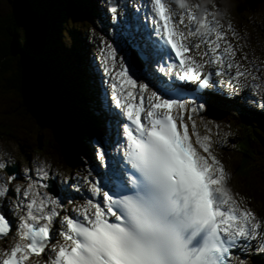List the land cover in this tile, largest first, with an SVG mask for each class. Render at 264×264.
Masks as SVG:
<instances>
[{
  "label": "snow or ice",
  "instance_id": "obj_1",
  "mask_svg": "<svg viewBox=\"0 0 264 264\" xmlns=\"http://www.w3.org/2000/svg\"><path fill=\"white\" fill-rule=\"evenodd\" d=\"M108 5L112 19H119L116 0ZM148 7L145 19L158 39L139 46L138 55L156 64L145 72L149 82L101 40L110 98L126 121L116 133L121 159L109 183L102 186L89 171L79 178L83 184L69 186L86 188L91 198L68 201L69 209L40 191L49 188L43 182L50 178L47 162L36 166L37 180L28 169L27 186L11 187L17 176L5 170L13 161L0 159V200L10 190L22 198L13 213L17 224L0 211V242L8 244L0 248V264H248L237 253L264 254V218L232 191L209 122L206 134L198 127L206 104L169 97L149 79L158 73L197 90L224 88L230 98L244 90L264 96V67L244 51V37L231 20L217 19L213 9L194 0H149ZM160 44L174 54L173 63L160 61ZM258 106L264 109V102ZM215 128L219 136L220 125ZM95 149L107 167L105 147L97 142Z\"/></svg>",
  "mask_w": 264,
  "mask_h": 264
},
{
  "label": "rangeland",
  "instance_id": "obj_2",
  "mask_svg": "<svg viewBox=\"0 0 264 264\" xmlns=\"http://www.w3.org/2000/svg\"><path fill=\"white\" fill-rule=\"evenodd\" d=\"M28 1H29L30 4H31V2H33V0H28ZM62 1L65 2L64 0H62ZM95 1H96V5L95 6L93 5V8L98 9V11H103V8L107 4H102L103 0H95ZM220 1H222L223 3H225L224 6L226 8H228V9H230L231 11L234 9V7H233L234 6V3L231 5V3L233 2V0H220ZM244 1L245 0H241V2H237V3L238 4H241ZM252 1L253 2H257V3H262L263 4V8H259V6H256L255 4L244 3V6L246 7V9L244 7L242 9L240 7L243 10V13H241V18H239V16H238V19H237V22H236V27H242V28H245L246 29L245 31H243V33H240V34L243 37H247V39H249V41L247 42V44L250 43V45H251V37L253 38V36L251 35V33H250L251 36L248 33H246L247 30H248L247 27H248L249 23L251 25L253 23H256V26L255 27H254V25L251 26V30H253V29L255 30L254 31V39H255V41H259L260 42L259 43L260 44V48L262 50H264V14L263 15L261 14L262 12H264V0H252ZM17 2H18V0H0V14H2L4 16L7 15V14H13V16H15L13 12L15 11V9L18 10ZM42 2H45V1L42 0ZM69 2L71 4L76 3L81 8H82V4H83V6H87L90 9V7H91L90 3H92V0H77V1H75V0H69L66 3H69ZM127 5H128V7L130 8V11H131V5H129V3ZM67 6L70 7L69 5H67ZM203 6H206V4H205L204 1H203ZM75 8H77V6ZM137 8H139V7L137 6ZM30 9H31V7H30ZM83 9L86 10L87 8H83ZM70 10H71V13H74V12L76 13V11L73 10L72 8H70L69 10H66L67 12L64 13L65 14L64 18H63V15H61L62 13L61 14L59 13V16L61 17V19H63L60 22L63 23L62 26L65 27L64 30H66V28H68V25H67L68 24L67 23L68 22V18H67V16H68ZM62 12H64V11L62 10ZM226 12H227V9H226ZM228 12H229V10H228ZM26 13H28L29 16H30V14H32L29 11L26 12ZM52 14H53V16H51V19H52L51 20V24H52V26H50L51 27V30H52V28H54V27L57 26L56 24H58V19H59V18L57 19L58 14H55V16H54V12L53 11H52ZM253 16H256V17H253ZM71 18H73V17H71ZM106 18H109L110 19V17L109 16H106L104 18V23L106 25H108L107 22L105 21ZM98 19H99V17H98ZM53 21L55 23L54 24L55 26L53 25ZM88 21H90L91 24L93 22L92 19L89 20V19L86 18V21L85 22H88ZM0 22H2L1 23L2 25L3 24L4 25H7L6 22H3L1 18H0ZM64 22L66 24H64ZM71 22L74 23V21L72 19H71ZM29 25H32V22H30ZM84 27H85V30H86L85 32L86 33L93 32V31H90L89 30V28H88L89 26L84 25ZM43 28L45 29V26L40 27L38 29L37 28H34V30H37L36 33L39 32L38 39L41 40L40 41V44H42L43 47L44 46H49V47L50 46H53L55 48H53L52 50L55 51V53L60 52V50H59L60 44H59V41H57L58 38L61 40V48H62V50L65 49V47H64L65 44H66V46L69 45V46L72 47V45L69 44V43H70V39H73V37H69L65 33V31H64V33H61L63 35H61V36L59 35L58 37L56 35L51 34L52 36H55L56 37V40L53 39V41H51L50 40V37H51L50 36V33L49 34L48 33H45L46 29L44 31ZM15 29H17V28H15ZM8 30H9V34L11 36H9V38L6 37V39H8L9 43H11L12 42L11 40L14 39L13 42L15 41V44H16V39H15V35H14V32L15 31L10 30V29H8ZM78 32L80 33L79 34L80 35L79 37H81L82 40H87L86 36L84 35L85 33L82 34L81 30H79V29H78ZM44 34L45 35L48 34V36L46 35V37H44ZM70 35L73 36L72 33H71V31H70ZM34 37H35V35H34ZM24 38L26 40L29 39L28 42L31 43L32 45H35V47H37V45L35 44V41H33L32 38H29V37L27 38L26 36H24ZM17 47H18V45H17ZM43 47L40 46V48H42V49H43ZM86 47L90 49V46H87L86 45ZM68 49H70V48L68 47ZM45 52H46V50H45ZM76 58H77V56H76ZM78 58L80 59V56H78ZM250 58H251L252 61H254L256 64H258L260 66L264 64V62H262L260 59H257L254 55H251ZM22 62H25V63L28 64V68L32 72L33 77L34 78H37L39 80L38 81L39 85L36 86L35 92H34L32 90V88H31V86H30V84H31V82H33V80L31 81L30 79L29 80L27 79L26 82L28 81L29 83L26 84V82H23V86H22V88H21L20 91H17V92L16 91H8V92H6V91L0 90V118H1L0 119V146H2L0 151L1 152H4L5 154H6V148H8V151L9 152H10V150L15 151V155L12 154V152L9 153L10 154L9 158L10 157L11 158L15 157L16 159H14L13 161L17 160L19 163H21V165L26 166V165L34 162L35 160H39V158L41 157V155L42 156H46L48 154L50 143H49V141H48L47 138L50 135V133H48V130H46V132H45V138H40L37 135H34L33 133L35 131H40L39 130V127L36 128L35 125H34V123L31 122L30 116L25 115L24 113H22L20 111V109H21L20 104H22V101L24 103H26V101H27V102H29V104L31 103V106H33L32 104H36L38 100H42L43 99L42 96L49 97V95H51L54 90H56V92H59V90H61L62 88L65 87V85H62L63 86L62 87L60 85V82L62 84H66V81L67 80L69 81V79H68L69 77L66 76L65 81L63 83V78L65 76H63V74H62L61 75L62 77H61L60 76V72L67 74L70 71H69V69H66L65 67L63 68L61 66V63H59L60 60L58 59V57H55V55L53 57H51V59L49 61H47V64H51L50 65L51 66V75H53L54 77H50V79L52 81H54L56 84L49 83L48 88L46 89V87L43 86V84L41 83V81L39 79L40 75L43 76V77L45 76L44 74L41 73L40 68L38 69V66H36V64H33L32 61L28 57H26V56H25L24 61H22ZM60 66L62 67L61 69H59ZM72 66H73V64H72ZM17 67H19V65ZM73 68H74V66H73ZM48 71L49 70H47V72ZM74 71H72V73H74ZM42 72H43V70H42ZM77 73L78 74H81L80 71L78 70V72H76V76L79 77V75ZM82 73H84L85 76H89L88 74H86L85 70ZM32 74H29L28 77L32 78ZM58 78H60V82L59 83H58V81H59ZM42 80H43V78H42ZM46 80H47V78H46ZM47 82H50V80H47ZM83 82H85V81H83ZM83 86H85V83L83 84ZM68 87L70 88V90L72 92H74V94H77V95L78 94L79 95L82 94L81 91H80V87L79 86H77V85L76 86L70 85ZM101 87H103V86L101 85ZM96 88H97V83L95 81L94 89L96 90ZM67 92L70 94V92L68 90H67ZM79 95H78V97H79ZM94 95L95 96L91 97L92 104L94 103L93 107L97 105L96 101L98 100L97 92H95ZM22 96L24 98L23 100H21L22 99ZM62 96L65 97L64 94H62ZM70 96H71V94H70ZM46 102L49 103V100L47 98H46ZM73 103H74V101H73ZM60 108L62 110V107L61 106H60ZM89 108H90V105H89ZM240 110L241 109H235V110H233L231 112L232 113V116L231 117H232L233 120L237 119V117H241V118H244L245 117L243 114H239V111ZM67 111H69V110H67ZM1 112H3V113L8 112V113H6L7 115H3ZM9 115H10V117H8ZM47 115H49V114L47 113ZM246 116H248V117H250L252 119V118H255L257 115L255 113H253V112H250V115L247 114ZM8 119L9 120H13L14 122L9 121ZM225 121L228 122V120H225ZM2 124L5 127L6 126L9 127V128L6 127L7 132H3ZM231 128L234 131V129H233L232 126H231ZM16 145H17V147H16ZM36 145L38 146V150H39V152L41 154L40 153L39 154H36L35 153V151L37 149ZM57 146H58V144H57ZM10 147L12 149H9ZM53 148H52V151H53ZM42 151H46V152L43 153ZM74 154H75V151H72V155L71 156H74ZM232 175H233V173H232ZM235 178H237V177H235ZM255 189H257V187H255ZM263 199H264V197H263ZM260 200H261V198H260ZM261 201L264 203V200H261ZM259 213L263 216V213L262 212H259ZM249 264H250V262H249ZM258 264H264V261L259 262Z\"/></svg>",
  "mask_w": 264,
  "mask_h": 264
},
{
  "label": "bare ground",
  "instance_id": "obj_3",
  "mask_svg": "<svg viewBox=\"0 0 264 264\" xmlns=\"http://www.w3.org/2000/svg\"><path fill=\"white\" fill-rule=\"evenodd\" d=\"M75 1H77V0H75ZM145 0H141V3L140 4H135V3H132V2H129V5H131V11H129V13L128 14H131V15H133L134 17H132V18H135L136 16L138 17L137 18V21H138V23L140 22V24H141V22H144V21H146V19H145V17L144 16H142L141 14L139 15L138 14V11H141V13L142 14H144V12L146 11V10H149V7H148V3H147V1H145ZM194 1H196V2H198V3H201V5L203 6V1L204 0H194ZM79 2V1H78ZM237 2H241V0H237ZM73 3V2H72ZM74 4V3H73ZM102 4H107L108 5V3H107V1L106 0H103V2H102ZM206 4V3H205ZM128 6V5H127ZM137 6L139 7V8H137ZM80 7V6H79ZM83 7H85V8H87L86 10H89V8L87 7V6H83L82 5V8H81V10H82V16L84 15V12H83ZM136 7V8H135ZM203 7H207V8H209V6L206 4V6H203ZM210 9V8H209ZM74 10V9H73ZM108 10V9H107ZM108 12V11H107ZM80 13V12H79ZM140 13V12H139ZM73 16H72V15ZM79 14L78 13H71V10H70V12H69V16H68V25H73L72 24V22H71V17H76V16H78ZM222 17H226V18H228V19H230L231 20V22H232V24H233V26L234 27H236V22H237V19H238V15H237V13H230V12H228V10H227V12H226V9H225V11L223 12V13H217V19H221V16ZM99 17V16H98ZM98 17H96L97 18V20H98ZM120 17H122V16H120ZM87 19H89L88 17H86ZM100 18V17H99ZM90 20V19H89ZM92 21L94 22V19H92ZM106 22H107V24L108 25H106L107 26V28H106V30L105 31H103V32H107L108 31V34H110L111 32V30L113 31L111 34H113V35H115V33H114V31H116L117 29V27H116V25L114 24V23H112L111 22V20L109 19V18H106V20H105ZM223 22H224V20H222ZM51 22V21H50ZM55 23H54V21H53V25H54ZM57 26V28L56 27H54V28H52V33H53V31H54V29H56V31H55V33H53V35H56L57 37L60 35H63V34H61V33H64V29H65V27L64 26H62L63 25V23L62 22H60L59 20H58V24H56ZM77 25H80V23H78ZM110 25V26H109ZM254 25V24H253ZM253 25H251V26H253ZM135 25H133L132 27H134ZM138 26L140 27V25L138 24ZM82 27H84V25L82 26ZM85 28V27H84ZM44 29V28H43ZM58 29V30H57ZM108 29H111V30H108ZM128 29H130V30H134L133 31V34H131L128 38H131L132 40H136V38H137V40H136V42H135V44H133V45H130V43L127 45L125 42H120V41H118V40H116V41H114L113 43L115 44V45H117V46H119V48H121V49H124L125 48V46L127 45V47H132V48H136V49H138V47H139V43H140V40L138 39V37L137 36H140V30L138 31L139 33L137 34V32L135 31V29L134 28H128ZM44 31H45V29H44ZM66 32H67V34L68 35H70V29L69 28H66ZM92 33V34H91ZM91 33H89V34H84L85 36H86V38H87V41H89V43L92 45V46H94V44H95V40L98 38L97 36H99L101 33H102V31H101V29L100 28H98V30L97 31H93V32H91ZM116 34H117V32H116ZM134 34L136 35V38H134ZM66 37V36H65ZM64 37V38H65ZM101 37H103L104 38V41H106L107 43H110V42H112L109 38H106V37H104V36H101ZM117 37L118 38H120L118 35H117ZM54 38H55V40H56V37L54 36ZM79 38H81V37H79ZM111 38V37H110ZM82 39V38H81ZM245 39L247 40V41H249V39H247V37H245ZM57 41H60L61 42V40L58 38L57 39ZM72 46H73V49H74V44H72V43H70ZM96 44H98V45H101V41L100 42H97ZM69 46V45H68ZM79 45H76V47H78ZM82 46V45H81ZM131 48V49H132ZM48 50V49H47ZM54 54H55V57H58V59L60 60V62L59 63H61V66L65 63L67 66H68V68H69V71H74V73L75 72H78V70H76V69H74L73 68V66H72V64H70L71 62H70V59H69V56L68 55H71V53H69L68 55L64 52L63 54L61 53V52H57V53H55V51H51L50 53H49V56H54ZM77 54H79V53H77ZM138 55V50H137V52H135V55L134 56H136L137 57V59H138V63L135 65V66H131V69L132 70H134V68H136L137 70H139V71H141V73L142 72H146V70L147 71H149V72H151L152 71V69L153 68H155L156 67V64H155V62L153 61L152 63H151V65L149 66V65H147L146 64V62L144 61V59L142 58V57H138L137 56ZM167 56H168V54H166ZM127 56L129 57V55L127 54ZM83 57V56H82ZM68 60V61H67ZM84 61V60H83ZM55 62V61H54ZM85 62V61H84ZM139 63H143V64H145L146 66H143V65H141V64H139ZM60 66V68L59 69H61L62 67ZM262 67H264V64H263V66ZM66 68V67H65ZM85 69V72H86V74H88V72L90 71V70H92L91 69V67L89 66V65H87L86 67H84ZM74 73H72V74H74ZM95 73L99 76L100 75V69L98 68V69H95ZM63 74V76H66V73H61L60 72V76ZM145 74V73H144ZM59 76V77H60ZM90 76H91V72H90ZM101 76V75H100ZM54 77V76H53ZM57 77V76H56ZM161 77V75L160 74H158V73H153V75L152 76H150V78H152V79H150L151 80V83H152V81H155V79H157V78H160ZM65 78V77H64ZM60 79V78H59ZM141 82H145V83H147V82H149V80H146V79H144V75H141ZM163 79V78H162ZM62 81V80H61ZM161 82H162V80H160ZM94 83H95V81H94ZM63 85V84H62ZM66 86V85H65ZM103 87H105V83L102 85ZM101 87V85L100 86H98L97 85V89H99ZM196 88L194 87V93H196ZM39 91V90H38ZM65 92H61V94H64L65 95V97L64 98H66L65 100H62V101H64V103H66V104H64V106H63V104H61L60 103V105L62 106V110L59 112V117H61L64 113H65V111L66 110H69L71 107H70V103L72 104V105H74V103H73V100L71 99V100H68L67 98H68V95H69V93L67 92V90H64ZM47 93V92H46ZM50 93V92H49ZM60 93V92H59ZM206 93L209 95V94H211V92L209 93V91L207 90L206 91ZM36 94V93H35ZM40 94V93H39ZM41 95V94H40ZM49 95V94H48ZM67 95V96H66ZM39 97V96H38ZM97 97H98V100L100 99V97H102V95H101V90H99V91H97ZM103 97H106V93L105 92H103ZM35 98V97H34ZM37 98V97H36ZM42 98H43V96H42ZM49 98L51 99L52 98V96L51 95H49ZM206 98V97H205ZM204 98V99H205ZM43 100H45V98H43L42 100H38L37 102H39V104L41 105V106H43V109H45L46 108V106H44V105H42L41 103H40V101H43ZM49 100V99H48ZM98 100L96 101V103H99L98 102ZM238 100H239V98L238 97H235L234 98V100H231L230 102H231V104L232 105H230V104H227V105H224L220 100H218L213 94L211 95V97H210V99H209V101H208V105H207V109H208V111H207V114H209L210 116H212L213 118H215L216 120H218L220 123H222V124H226V125H229V126H232V127H235V126H237V127H241V124L242 123H245L246 125H250V126H245L244 127V130H253L255 133H256V135H257V137L259 138V139H263V140H258V142L260 143V147H261V149L259 148V149H256V150H250V151H247V149L246 148H243V151H241V150H238V155H240V156H243L244 157V159H245V164L242 166V168H243V172H244V176H245V179H246V186H245V184L242 186V185H238V187H234L233 189L235 190V191H237L238 192V194L240 195V197H244L245 198V200H246V197H245V192L247 191L250 195L252 194L253 196H254V198H258V199H260L259 197H257L256 195H255V193H254V191L256 190L255 188L254 189H252V190H250V189H247V188H249V187H257L258 188V184H257V182H256V180H254V178L253 179H251L250 177H249V175H248V172H249V170H251L252 169V166H251V164H248V163H246V161H248V159H249V157L250 156H255V157H264V132L262 131V132H259L256 128H252V126H251V124H255V121L253 120V119H251L250 117H247V116H245L244 118H241V117H237V119H235V120H233L232 119V111L233 110H235V109H241L240 107V103H237L238 102ZM250 102V101H249ZM34 103V102H33ZM36 105H37V103H36ZM104 106V105H103ZM34 107V106H33ZM37 107V106H36ZM94 107H96V106H94ZM105 108H107V107H105ZM227 108V110H225ZM105 110V109H104ZM108 114L110 113V110L109 111H107V110H105ZM44 112H46V114L49 112V109H45L44 110ZM250 112H253V113H255L253 110H250ZM264 112V111H263ZM41 113H43V112H41ZM40 115V114H39ZM43 115V114H42ZM26 117V116H25ZM39 119V118H38ZM225 120H228V122H226ZM38 121V120H37ZM45 121V120H44ZM53 121V120H52ZM57 121L56 120H54L53 122H52V124H55ZM39 123V122H38ZM244 124V125H245ZM49 125V124H48ZM53 126L54 125H51V128L49 127V128H46L45 130H43V132L45 133L46 132V130H48V133H50V135L48 136V141H49V143H50V141H52L53 140V137H52V135L53 134H55V135H57L56 134V131H57V133H58V137H62L63 136V133H62V131H59V129L60 128H58V129H56L55 127L56 126H58V124L57 125H55V127H54V131H53ZM42 127V126H41ZM32 128V127H31ZM39 130H41V128H39ZM63 130V129H62ZM51 131V132H50ZM51 139V140H50ZM108 139L109 140H111V138L110 137H108ZM248 139H250V141H251V143H252V147H255L256 145L254 144V140H253V138H252V135H248ZM246 137L245 136H242L241 138H240V142L241 143H245L246 142ZM1 147L2 146H0V150H1ZM16 147H17V145H16ZM54 146L53 145H51V143H50V146H49V151H48V154H47V156L49 157L50 156V154H51V152H53L52 151V148H53ZM9 149H12L11 147L9 148ZM59 150V145L57 146V143L55 144V152L54 153H57V151ZM12 152V154H15V151H13V150H10V152L8 151V148H6V154L3 156V155H0V159H3V160H8L9 159V156H10V154L9 153H11ZM77 151H75V154H74V156H70L68 159H66V160H71V159H73V157H78L79 155L76 153ZM0 153H1V151H0ZM80 154V153H79ZM81 155V154H80ZM56 156L57 157H60L61 155L60 154H56ZM14 158L15 157H13V158H11L10 157V159L13 161L14 160ZM41 158H42V155H41ZM42 161L43 160H45V156H43V158L41 159ZM239 160H240V157H239ZM14 162V161H13ZM257 166H262L263 165V162H261V163H258V164H256ZM234 171H235V173L237 172V171H239V170H236V169H234ZM6 172H8L7 171V169L5 170V173ZM245 174H247V175H245ZM31 176H32V179H34V181L35 180H37L38 179V177L36 176V173L35 172H31ZM65 176H63L62 178H61V181H64V180H67L68 178H64ZM17 184H19L20 185V182H21V179H22V177H20L19 178V176L17 177ZM43 182H45V181H43ZM59 184V188H63V187H66L63 183H58ZM243 184V183H242ZM245 188H246V191H245ZM40 191L41 192H44V191H46V189H43V188H41L40 189ZM264 191V190H263ZM263 191L261 190V192H262V196L264 197V193H263ZM63 195H66V192L65 191H63ZM63 198H65L66 199V196H63ZM21 199V197H17V195L15 194V192L14 191H9V193H8V195L6 196V197H4V200L2 199V200H0V211H3L4 212V214L6 215V217L7 218H9L10 219V221L12 222V224L13 225H15V224H17L18 223V220H17V218H16V216L13 214L14 213V211H18V210H16L15 209V205L19 202V200ZM264 200V199H263ZM259 261L260 262H262V261H264V257H261L260 259H259Z\"/></svg>",
  "mask_w": 264,
  "mask_h": 264
},
{
  "label": "trees",
  "instance_id": "obj_4",
  "mask_svg": "<svg viewBox=\"0 0 264 264\" xmlns=\"http://www.w3.org/2000/svg\"><path fill=\"white\" fill-rule=\"evenodd\" d=\"M44 1L45 2H42V0L41 1L40 0H33V2H31V4H30L28 0H18V2H17L18 10L15 9V11L13 12L15 16H13V14H7L5 16L0 14V18L2 19V21L6 22V24H7V25H4V24L2 25L1 24L2 22H0V90H2V91H6V92H8V91H16V92L20 91L22 86H23V82H26V80L29 79L28 76H29V74H32V72L29 70L28 64L25 62H22V61H24L25 56L28 57L32 61L33 64H36V66H38V69L40 68L41 73L45 75L44 77L40 75L39 79H40L41 83L43 84V86L46 87V89L48 88L49 83L56 84L54 81H52L50 79V77H53V75H51V66H50L51 64H47V61H49L51 59V57L49 56V53L51 51H53L52 49L55 47L44 46L43 49L40 48L39 45H40L41 40L38 39L39 32L36 33L37 30H34V28L38 29L40 27L45 26V29H46L45 33H48V34L50 33V36H51L50 40L51 41H53V39L55 40L54 36H52L51 34L55 33L56 29H54V31L52 33L51 32L52 30L50 27V26H52V24L50 22L52 20L51 16H53L52 11L54 12V16H55V14H58L57 19L59 18L58 20L61 21L63 19H61V17L59 16V13L60 14L62 13L61 15H63V18H64V16H65L64 13L67 12L66 10H69L71 7H68L67 3H66L69 0H64L65 2H63L62 0H44ZM30 7H31V9H30ZM62 10L64 12H62ZM28 11L30 13H32L33 15L30 14V16H29V14L26 13ZM68 16H69V14H68ZM68 16H67V18H68ZM30 22H32V25H29ZM15 28H17V29H15ZM8 29L15 31L14 35H15V39H16V44H15V41L13 42L14 39L11 40L12 41L11 43H9L8 39H6V37L9 38V36H11L9 34ZM48 34H46V35L48 36ZM34 35H35V37H34ZM46 35L44 34V37H46ZM24 36H26L27 38L28 37L32 38V40L35 41V44L37 45V47H35V45H32L31 43H29L28 42L29 39L26 40L24 38ZM17 45H18V47H17ZM45 50H46V52H45ZM18 65H19V67H17ZM62 67H63V65H62ZM42 70H43V72H42ZM47 70H49V71L47 72ZM42 78H43V80H42ZM46 78H47V80H50V82H47ZM33 79L34 78L32 77L31 81ZM58 80H59L58 81V83H59L60 79L58 78ZM64 81H65V78H63V83H64ZM33 85L35 87L38 86L39 85L38 81L33 80V82H31L30 86L32 87ZM60 85L62 86L61 82H60ZM62 91L65 92L64 88L59 90L60 93L58 92V96L59 95L62 96V94H61ZM62 98H63V100L66 99L63 96H62ZM23 99L24 98L22 96L21 100H23ZM67 99L68 100L72 99L70 94L68 95ZM59 103L66 104V103H64V101H61ZM32 105L38 109L40 107H42L39 104V102H37V105L36 104H32ZM20 106H21L20 111L22 113H24L25 115L30 116L31 122L38 124L39 128H41V130H45L46 128H49V127L51 128V125H48L47 121L45 120V116H44V114H46V112H44L45 109L41 110V112H43V113H39L40 117L38 116L39 119L37 121L33 116V114H35V112H33V109L30 107L31 103L29 104V102L26 101V103L24 104V102L22 101V104H20ZM48 109H49L48 114L49 115L53 114L51 112L52 109L51 108H48ZM53 121H51V123ZM56 134L58 136L57 131H56ZM252 149L256 150L257 148L252 147ZM255 156H251V157L254 159H258V157H255Z\"/></svg>",
  "mask_w": 264,
  "mask_h": 264
},
{
  "label": "water",
  "instance_id": "obj_5",
  "mask_svg": "<svg viewBox=\"0 0 264 264\" xmlns=\"http://www.w3.org/2000/svg\"><path fill=\"white\" fill-rule=\"evenodd\" d=\"M40 46L43 47L42 44H40ZM32 77H33V74H32ZM33 78H34V77H33ZM29 79L31 80L30 77H29ZM29 79H28V80H29ZM33 80H35V81H39L37 78H34ZM28 83H29V82L27 81L26 84H28ZM31 88H32V90L35 92V88H36V87L33 85ZM51 96H52L51 99H50L49 97L43 96V98H45V100L40 101V103H41L42 105L46 106L45 109H48V108H51V109H52L51 112H52L53 114H51V115L44 114V116H45V120L47 121V124H49V125H54V126H53V131H54V127H55V125H57V124H58V126H56L55 128H56V129L60 128L59 131H62V129H63V128H66L67 125H68L67 122H66L64 119H62L61 117H59V111H61L60 103H59V102H61V101L63 100V98H62L61 95L58 96V92H56V90H54V91L52 92ZM46 98L49 99V103L46 102ZM58 100H59V101H58ZM24 104H25V103H24ZM35 106H36V105H35ZM63 106H64V104H63ZM30 107L33 109V112H35V114H33L34 118H35L36 120H38V116L40 117L39 113H41V110L43 109V106L40 107L39 109H38V108H35V107H33V106H30ZM33 116H32V117H33ZM52 120H56L57 122H56L55 124H52V123H51ZM54 136L56 137L57 140H59V141L61 140V137H58V136L55 135V134H54Z\"/></svg>",
  "mask_w": 264,
  "mask_h": 264
}]
</instances>
